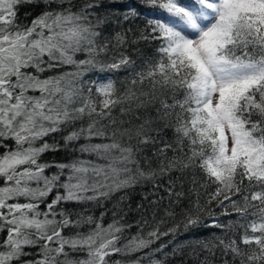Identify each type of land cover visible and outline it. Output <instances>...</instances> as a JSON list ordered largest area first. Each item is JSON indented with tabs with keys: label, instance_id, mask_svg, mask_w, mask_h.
I'll list each match as a JSON object with an SVG mask.
<instances>
[{
	"label": "snow or ice",
	"instance_id": "6c2138e0",
	"mask_svg": "<svg viewBox=\"0 0 264 264\" xmlns=\"http://www.w3.org/2000/svg\"><path fill=\"white\" fill-rule=\"evenodd\" d=\"M21 5L43 11L25 25ZM141 6L148 12L123 13L145 20L130 39V27L105 34L101 0H0V264H167L185 247L207 253L199 264H215L217 254L222 264H264V0ZM141 40L158 45L137 64L128 47ZM124 69V80L90 75ZM63 150L78 155L42 161ZM187 176L195 199L185 203ZM145 182L167 192L159 219L153 211L124 223L114 208L105 224L104 212L64 207L123 204ZM213 204L235 219L220 221ZM202 224L221 234L176 241Z\"/></svg>",
	"mask_w": 264,
	"mask_h": 264
},
{
	"label": "trees",
	"instance_id": "16d2710c",
	"mask_svg": "<svg viewBox=\"0 0 264 264\" xmlns=\"http://www.w3.org/2000/svg\"><path fill=\"white\" fill-rule=\"evenodd\" d=\"M40 0H37V3H39ZM74 2L77 5H82L85 0H74ZM128 8H136L137 11L147 13L148 9H145L141 6V0H101V7L97 9V13L100 15H104L108 17V24L105 27V34L113 33L114 31H119L121 29L126 28H132L133 32L129 33V38H133L135 35H138L137 30L142 29L145 27V20L144 18L136 19L135 21L129 20V21H123V13ZM43 11L42 7H37L35 5H21L18 8V15L17 20L19 23L28 25L31 24L32 20L38 16ZM158 45L157 41H139L138 44L135 45H129L128 52L132 55V58L136 60L137 64H140L145 56H150L154 53L156 47ZM127 69L121 70L119 73H90V75L93 78L98 77H108V76H117L121 80H124L128 76ZM45 75H48L46 73ZM145 90L147 89V84H145ZM149 114L155 115L154 111L149 109ZM115 115H119V109L116 110L114 113ZM66 134V133H64ZM56 139L60 141V143H63L62 135L63 134H54ZM167 139H172V131L169 129L167 130ZM51 142V141H49ZM82 143V141H81ZM9 145H12V141H8ZM4 149L0 148V152H3ZM151 149L148 151V154L151 155ZM78 153L72 152L70 150H63L58 152H47L43 155L42 161L47 162H56V163H68L72 161L74 158H76ZM171 155V153H169ZM88 158V157H85ZM56 169H50L49 171H55ZM178 175L177 173H174L173 176ZM197 180L199 181L201 179L200 175L197 174L196 176ZM2 183V182H0ZM166 183V181H165ZM192 187L191 185V176H187L184 179V191H185V198L184 202H189V197L191 200L195 199V193H192L189 191V189ZM122 193H117L116 195L119 196ZM145 196H147V199H145ZM160 197H164L165 199L160 202L159 207L157 205H150L151 201L159 200ZM205 196L204 191L201 190V202H203ZM49 200H51V197H49ZM168 195L164 188H160L159 190L153 189V186L150 182H145L142 184L137 185L134 189L128 190V196L123 204H117L116 198L114 197L111 201H105L102 206H98L96 204H88V205H76V204H67L64 205L65 208L72 209L76 212L83 211L84 209H87L91 214L95 216H100L102 212L106 213L104 216V223L108 224L111 223L113 220V209L116 208L118 211L123 210L124 219L122 222L129 223V224H135L137 221L141 219V215L144 214L147 216L149 220H151V213L153 211H156L157 213V219H159L163 215V208L167 206L168 204ZM144 205V209H138L137 205ZM127 205V206H126ZM43 207V205L41 206ZM212 210L217 214L218 218L222 222H226L228 220L235 219V214L233 215H223L222 214V208L220 206H217L213 204ZM147 210V211H145ZM231 211V209H229ZM119 219V215L116 217ZM210 223V218L205 217L204 218V224ZM204 224H202L200 227L191 229L187 232H181L177 237V242H183L186 245L194 244L195 242L201 241V240H208L213 237V234L220 235L221 230L217 228L212 227H205ZM170 226V225H169ZM137 229L135 227L131 228L129 231L125 232V237H130L131 235L135 234ZM70 234V232L68 233ZM6 236V233H0V241H2ZM171 237L165 238V240H171ZM124 241H121L123 243ZM155 247V245H154ZM172 245H169L168 249H165L166 252H171ZM196 252H199V256H194L191 254V248L185 247L183 249L182 255H176V256H169L167 259V264H199L200 260L204 259V256L207 255L205 252H201L200 249L197 247ZM77 255V254H73ZM79 255H83L82 253ZM141 253H136L132 256H122L120 254H116L111 257L113 261L120 260V261H131L136 259L137 256H140ZM219 254H217V257L214 258L215 264H222L221 260L218 258ZM157 257H159V254H157ZM146 264V261H145Z\"/></svg>",
	"mask_w": 264,
	"mask_h": 264
}]
</instances>
